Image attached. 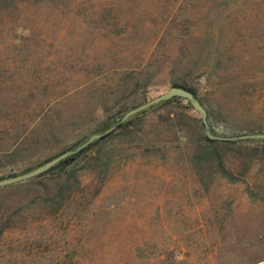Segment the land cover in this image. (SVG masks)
<instances>
[{
    "label": "rangeland",
    "instance_id": "374dc122",
    "mask_svg": "<svg viewBox=\"0 0 264 264\" xmlns=\"http://www.w3.org/2000/svg\"><path fill=\"white\" fill-rule=\"evenodd\" d=\"M178 85L264 133V0H0V178ZM175 98L0 187V264H264V145Z\"/></svg>",
    "mask_w": 264,
    "mask_h": 264
},
{
    "label": "water",
    "instance_id": "95a60500",
    "mask_svg": "<svg viewBox=\"0 0 264 264\" xmlns=\"http://www.w3.org/2000/svg\"><path fill=\"white\" fill-rule=\"evenodd\" d=\"M172 98H178V99H182L186 101L188 105L190 106V108L198 114L200 122L202 124L203 134L206 138L210 140H215V141H240V140L264 141V133L241 134L237 136H224L222 134L220 135L211 134L209 132V128L206 122V112L204 108L201 106V104L198 102V100L186 89L181 88V87L172 86V87H169L165 92L147 100L146 102L130 110H127L120 117L116 118L113 124L109 126L107 129H105L103 132L90 135L84 142L77 144L72 149L61 152L57 156L47 160L41 165L25 173L0 179V187L22 182V181H25L27 179H30V178H33V177H36L42 174L43 172L47 171L48 169L56 165L58 162L65 159L66 157L79 151L81 148L85 147L91 142L102 138L103 135L114 130L120 123L124 122L127 118L135 114H138L153 105L159 104L164 101H168Z\"/></svg>",
    "mask_w": 264,
    "mask_h": 264
},
{
    "label": "trees",
    "instance_id": "16d2710c",
    "mask_svg": "<svg viewBox=\"0 0 264 264\" xmlns=\"http://www.w3.org/2000/svg\"><path fill=\"white\" fill-rule=\"evenodd\" d=\"M174 86H176V87H181V86H178V85H174ZM181 88H184V87H181ZM184 89H186L188 92H190V93L195 97V93H194V91H193L192 89H190V88H184ZM174 99H175V98H172V99H170V100H168V101H164V102H161V103H168V102L173 101ZM154 106H155V105H153V106H151V107H149V108H147V109H150V108H152V107H154ZM143 112H144V111H142V112H140V113H138V114H135V115H133V116L127 118L124 122L120 123V124L114 129V130L123 128V127L127 124L128 120L137 117L138 115L142 114ZM118 117H119V116H116V117H114V118L116 119V118H118ZM115 119H114V120H115ZM209 132H210L211 134H214V133L212 132V130H210V129H209ZM111 134H112V131L109 132V133H107V134H105V135H103L102 138H100V140H101V139H104V138H106V137H108V136H110ZM203 141H204L207 145H212V144H215V143H220V144L229 143V142H225V141H215V140H210V139L206 138L205 136H203ZM260 142H261V144L264 145V141H260ZM89 146H90V144L86 145L85 147L81 148L79 151L73 153L72 155H70V156L66 157L65 159L61 160L60 162H58L56 165H54V166L51 167L50 169H53V168H56V167H58V166H62V165H65V164H68V163L72 162V161H73V160H74V159H75V158H76L81 152L85 151ZM72 148H73V147H72ZM72 148H70V149H72ZM50 169H49V170H50ZM12 176H14V175H12ZM8 177H11V176H8ZM6 178H7V177H6ZM0 179H2V178H0Z\"/></svg>",
    "mask_w": 264,
    "mask_h": 264
}]
</instances>
